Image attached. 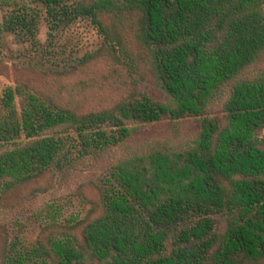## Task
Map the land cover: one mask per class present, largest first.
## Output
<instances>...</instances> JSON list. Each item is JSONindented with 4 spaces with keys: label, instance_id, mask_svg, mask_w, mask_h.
<instances>
[{
    "label": "trees",
    "instance_id": "16d2710c",
    "mask_svg": "<svg viewBox=\"0 0 264 264\" xmlns=\"http://www.w3.org/2000/svg\"><path fill=\"white\" fill-rule=\"evenodd\" d=\"M39 5L51 36L90 18L107 41L67 73L103 61L137 84L147 68L160 92L86 113L21 86L0 96V210L76 159L107 171L79 231L5 242L0 264H264V72L246 74L264 61V0H0V41L36 40ZM188 119L186 145H130L141 126Z\"/></svg>",
    "mask_w": 264,
    "mask_h": 264
},
{
    "label": "rangeland",
    "instance_id": "374dc122",
    "mask_svg": "<svg viewBox=\"0 0 264 264\" xmlns=\"http://www.w3.org/2000/svg\"><path fill=\"white\" fill-rule=\"evenodd\" d=\"M39 8L36 40L7 32L0 41L1 97L7 89L21 86L48 99L55 98L64 107L86 113L111 108L135 90L159 94L160 88L147 68L137 75L141 80L137 84L129 75L116 71V66L103 61L67 73L70 61L87 53H98L107 41L90 18L79 19L51 36L45 7L39 5ZM263 69L264 61L248 69L246 74L258 76ZM21 101L18 97V106ZM214 107L218 111V104ZM199 130L200 122L195 119L184 120L179 129L174 122L164 120L139 127L130 145L135 149L171 143L186 145ZM258 135L264 139V128ZM5 148L0 146V151ZM125 152L126 149H119L113 160ZM106 174L105 166L93 164L89 157L76 159L64 169L49 172L8 193L0 210V245L14 239L27 245L35 244L52 232L73 226L79 231L93 212L99 213L97 204Z\"/></svg>",
    "mask_w": 264,
    "mask_h": 264
}]
</instances>
